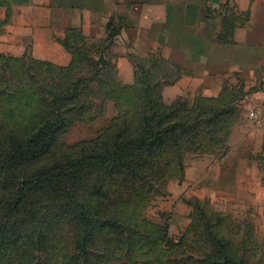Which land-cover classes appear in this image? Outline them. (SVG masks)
Masks as SVG:
<instances>
[{
    "label": "rangeland",
    "instance_id": "374dc122",
    "mask_svg": "<svg viewBox=\"0 0 264 264\" xmlns=\"http://www.w3.org/2000/svg\"><path fill=\"white\" fill-rule=\"evenodd\" d=\"M33 5L0 0V264H264V145L253 203L194 196L227 116L80 37L40 59Z\"/></svg>",
    "mask_w": 264,
    "mask_h": 264
},
{
    "label": "crops",
    "instance_id": "0c3cea01",
    "mask_svg": "<svg viewBox=\"0 0 264 264\" xmlns=\"http://www.w3.org/2000/svg\"><path fill=\"white\" fill-rule=\"evenodd\" d=\"M33 4L34 26L48 37L46 48L36 49L40 59L58 60L56 51L62 53L58 47L68 38L80 37L99 60L134 68L147 63L148 76H163L173 93L196 95L225 111L220 117L226 115L227 120L221 123L233 127L235 136L228 139L219 161L202 167L209 183L192 187L190 193L208 203L255 201L260 186L253 175L264 145V0H33ZM159 70L163 73L157 75ZM252 109L261 113L260 127L248 117Z\"/></svg>",
    "mask_w": 264,
    "mask_h": 264
},
{
    "label": "built area",
    "instance_id": "2783aa9c",
    "mask_svg": "<svg viewBox=\"0 0 264 264\" xmlns=\"http://www.w3.org/2000/svg\"><path fill=\"white\" fill-rule=\"evenodd\" d=\"M249 119L253 122L255 127L261 126V113L258 109H252L248 113Z\"/></svg>",
    "mask_w": 264,
    "mask_h": 264
},
{
    "label": "trees",
    "instance_id": "16d2710c",
    "mask_svg": "<svg viewBox=\"0 0 264 264\" xmlns=\"http://www.w3.org/2000/svg\"><path fill=\"white\" fill-rule=\"evenodd\" d=\"M225 113V111H221V110H219L218 111V115H219V117L222 115V114H224ZM187 130V128H186V126H182V129H181V131H186ZM183 133V132H182Z\"/></svg>",
    "mask_w": 264,
    "mask_h": 264
}]
</instances>
